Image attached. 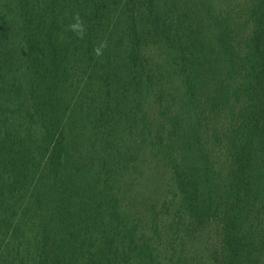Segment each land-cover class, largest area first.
Listing matches in <instances>:
<instances>
[{"label": "trees", "instance_id": "16d2710c", "mask_svg": "<svg viewBox=\"0 0 264 264\" xmlns=\"http://www.w3.org/2000/svg\"><path fill=\"white\" fill-rule=\"evenodd\" d=\"M248 18L249 32L237 30L211 14L210 0H0V264H188L163 260L157 228L140 237L69 155L74 118L115 122L110 82L148 87L162 107L163 60L143 56L152 46L183 88L172 134L153 132L148 117V146L171 166L183 231L216 230L210 264H264V0H251ZM98 74L107 95L76 115L72 100ZM227 105L237 112L226 142L209 144L202 117Z\"/></svg>", "mask_w": 264, "mask_h": 264}, {"label": "rangeland", "instance_id": "374dc122", "mask_svg": "<svg viewBox=\"0 0 264 264\" xmlns=\"http://www.w3.org/2000/svg\"><path fill=\"white\" fill-rule=\"evenodd\" d=\"M250 7L251 0H210L213 16L228 15L236 29L243 32L251 29L248 18ZM155 48H147L143 56L150 64L152 61L163 60L159 61L166 86L162 94V107L157 105V98L154 99L155 104L153 97L148 98V87L143 88L141 94H136L131 89H123V78L110 82V108L116 113L113 114L115 122L104 126L97 123L93 116L74 118L75 124L71 123L69 155H80V161L76 164L82 167L85 182L94 187L96 195L107 194L112 204L120 209L127 226L137 227L140 237L147 235L151 238L154 235L153 229L157 228L153 239L159 246L163 260L185 256L188 264H210L209 246L215 241L216 230L210 228L200 233L183 231V222L176 214L180 201L173 183L171 166L162 154L151 151L148 146V117L153 124V132L158 131L164 136L168 132L172 134L173 117L180 112L183 92L178 77L172 71L175 68L169 63V56ZM103 88L104 83L100 81L99 74L95 75L90 84L80 86L78 91L83 97L75 95L77 99L72 100L71 109L76 111V115L79 114L76 109L84 112L86 107L96 109L94 106L101 102L103 95H107ZM242 100L238 104L241 105ZM97 109L101 110L100 106ZM236 112L237 105L233 110L228 106L215 119L202 117L205 121L201 132L203 140L209 144L212 138L213 141L215 138L217 140L216 136L223 134L233 121L231 113ZM191 117L194 118L193 115ZM159 123L164 125L158 128ZM176 136L177 133L174 138ZM220 137L222 142H226L225 135ZM175 150L174 154L178 156L179 148ZM219 151L226 156V149ZM71 165L69 161L68 167ZM219 169L224 172L223 168ZM24 249L26 252L31 251L28 242L24 243Z\"/></svg>", "mask_w": 264, "mask_h": 264}, {"label": "clouds", "instance_id": "9594fccd", "mask_svg": "<svg viewBox=\"0 0 264 264\" xmlns=\"http://www.w3.org/2000/svg\"><path fill=\"white\" fill-rule=\"evenodd\" d=\"M74 27H78L80 28V31H82V26H80L79 23L77 24V26H74Z\"/></svg>", "mask_w": 264, "mask_h": 264}]
</instances>
